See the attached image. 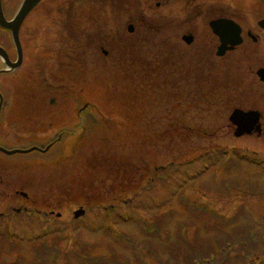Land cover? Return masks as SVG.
<instances>
[{
    "label": "rangeland",
    "instance_id": "rangeland-1",
    "mask_svg": "<svg viewBox=\"0 0 264 264\" xmlns=\"http://www.w3.org/2000/svg\"><path fill=\"white\" fill-rule=\"evenodd\" d=\"M20 1L9 0V16ZM155 2L43 0L23 21L24 66L3 78L14 102L0 109V146L42 148L63 136L45 153L0 151V215L13 224L0 225V264H33L42 244L47 264H76L71 252L83 248L92 264H161L178 255L179 232L196 246L185 245L192 259L190 248L211 244L212 264H264L262 235L251 245L225 243L227 254L217 253V228L207 241L200 235L209 214L234 219L226 238L246 221L251 232L264 229V133L234 137L228 120L234 108L264 118V83L254 74L264 65V32L218 58L207 23L212 6L234 10L229 0ZM66 3L72 6L61 7ZM247 19L250 11L242 26ZM185 33L194 37L189 45ZM227 153L238 163L224 170ZM171 163L179 171L168 170ZM182 198L207 215L197 208L189 214ZM109 205L116 207L111 218ZM22 206L43 219L11 218ZM79 207L85 214L74 218Z\"/></svg>",
    "mask_w": 264,
    "mask_h": 264
},
{
    "label": "trees",
    "instance_id": "trees-1",
    "mask_svg": "<svg viewBox=\"0 0 264 264\" xmlns=\"http://www.w3.org/2000/svg\"><path fill=\"white\" fill-rule=\"evenodd\" d=\"M220 153H222V152L220 151ZM220 153H215V155L221 156ZM199 156L200 157H197L196 160L203 158L204 154H201ZM226 160H227V162H230V161L234 160V158L233 157L229 158V156H227ZM173 165H174L173 163L169 164L168 170L173 171V172H175V170L178 171L179 167L173 166ZM173 167H175V169H173ZM169 173L170 172L168 171V174ZM161 178L163 179V177H161ZM165 180H166V178H165ZM151 185L149 187H151ZM106 207H107V210H106L107 218L113 217L114 214L112 213V211H114V209L116 207L114 205H109ZM197 210L199 211V213H202V214L206 213V211H202L199 208H197ZM25 215L28 219L32 220V221H29V223L35 221L34 223L37 224V221H41L43 219V217L41 216V213L37 212V211L36 212L31 211L30 213H25L24 211H21L20 213L11 214V218H13V217L17 218V216L18 217H25ZM203 218H204V220L202 222H200L201 228L199 227L200 230L202 229V232L204 233L203 234L200 232V235L202 238H204L207 241V238L209 235H211V237L214 236V233L212 232L213 230H215L217 228V230L219 231V234L216 237L217 238V240H216L217 245L214 244L218 248L217 253H221V254L222 253H226V254L228 253V252H225V249H224L225 243H227L228 245L231 243H235V244H238L240 246L242 244L244 246H246L247 244L251 245L252 243L256 242L255 240H257L259 238V236L262 235L264 237V229L257 231V232H251L250 231L251 228L248 226L249 223H248V221H246L247 223L242 222V224L245 223L244 224L245 227L243 225L241 226V228H238V229L232 227L233 228L232 234H229L226 238L225 234L223 233L224 228L229 226V224H231L232 220H234V219H231L228 222L223 223L222 220L218 216H203ZM34 223H31V224H34ZM140 223H141V221H140ZM5 224H7L11 227L13 226L11 220H7L6 216L0 215V225L4 226ZM7 225H6V227H7ZM222 226H223V229L221 231ZM250 226H252L251 223H250ZM6 227L4 228L5 232H7ZM195 236H196V240H197V232H196ZM7 237H8V240H10L8 242L9 245H13V246H14V244L16 245V240H15V237L13 235L8 233ZM2 238H4V237H2ZM175 240L176 241L174 242V246L178 248V251H179L178 255L172 256V255H170L171 253H169V255H166V257L164 259H160L161 264H180V262L181 263L184 262V264H212L215 261L214 256L216 253H215L214 248L211 244L207 245V246L206 245L200 246L198 248L199 250H195L196 248H194V247L190 248L191 250H194V252L196 253L195 258L192 259V257H189L187 254H185L187 251V248L185 245L195 246V245H191V240H188L181 232L178 233ZM48 248L49 247L47 245H44V244L34 248V250H33L34 256L38 260L33 262V264H47L46 263V257H47V255L49 256V249ZM2 249L3 248H1L0 251ZM11 249H12V247H11ZM167 250H168V248H167ZM83 252H88V251H86L83 248L82 250H80L79 253L71 252L72 254L76 253V256H77L76 264H92V261L90 259L83 257L84 256ZM45 253H47V254L44 257ZM225 260H226V258H220L219 260H217V262H218V264H224L226 262ZM137 261H138V258H137ZM257 262L251 261V262H249V264H261L259 261H257Z\"/></svg>",
    "mask_w": 264,
    "mask_h": 264
},
{
    "label": "flooded vegetation",
    "instance_id": "flooded-vegetation-1",
    "mask_svg": "<svg viewBox=\"0 0 264 264\" xmlns=\"http://www.w3.org/2000/svg\"><path fill=\"white\" fill-rule=\"evenodd\" d=\"M201 1L205 2V1H212V0H161V3L159 2H155V3L157 7L158 6H162V7H201L200 5ZM221 1L225 2V0H221ZM227 3L229 4L230 7H234L233 8L234 10L228 11V14L216 13L218 9H216L215 6H212L213 8L211 7L214 11V14L209 18L208 23H207L208 29L210 31L208 33L209 34L208 39L209 40L213 39L215 41L214 43L215 49L219 46L220 42H219L218 37L211 32V29L209 27V22L216 20V19H220V18H227V19L233 20L240 26L242 43L246 39H249L252 42L258 41V34L260 32H264V22H262L264 20V2L262 0H229V2ZM69 6H72V5L71 4L69 5V3H66L64 6H61V7H69ZM0 7H1V12H2L4 19L6 21H9L15 13L14 12L11 16L8 15L9 0H0ZM246 9H249V10H246ZM249 11H250V19L249 20L247 19L248 23L245 24V26L244 25L242 26L241 18L247 16ZM250 34L254 36L253 40ZM20 43H21V40H20ZM208 43L210 44V46L213 44L212 42H208ZM21 47H22L23 54H22V60L19 66L16 69H11V70L7 69L6 61L2 59L3 54L6 55L7 59L11 62H14L16 60V55H15L14 46L11 41L10 32L7 29L0 26V48H1L0 95L2 97L1 114H2L3 109L4 110L8 109L14 102V100L10 98L7 90L2 87L3 86L2 84H3L4 77H6V79H8L9 77L14 78L16 72L20 68H22V66H24L25 58H24V51H23L22 43H21ZM235 49L236 47L232 50L227 51L226 53H231ZM43 60H47V59H43ZM3 118L5 117L3 116ZM260 124H261V128L263 129L262 131H264V119H263L262 113L260 116Z\"/></svg>",
    "mask_w": 264,
    "mask_h": 264
},
{
    "label": "water",
    "instance_id": "water-1",
    "mask_svg": "<svg viewBox=\"0 0 264 264\" xmlns=\"http://www.w3.org/2000/svg\"><path fill=\"white\" fill-rule=\"evenodd\" d=\"M40 0H22L19 8L17 9L13 19L10 21L4 20L1 8H0V26L8 29L11 33L12 41L15 45L16 52H17V61L16 62H10L6 55H4L6 59V64H8L9 68H15L17 67L22 58V50L20 46V41L18 38V31L19 27L26 17V15L33 9V7L39 2ZM213 33L219 37L220 45L217 48L216 55L222 56L224 52L227 49H232L233 46L236 44H239L241 42L240 38V29L236 24H234L232 21L227 19H217L214 21H211L209 23ZM127 29L129 32L133 31V26L129 24L127 26ZM186 43H190L192 41L191 35H184L182 37ZM105 54V51H103ZM0 54H1V48H0ZM256 74L260 81L264 82V67L259 68L256 71ZM0 105H1V96H0ZM230 123L235 127L234 128V136L240 137L245 134H250L252 132H256L257 134L261 133V125H260V113L257 110L249 109V110H242L239 108H235L231 111L229 117H228ZM50 144L47 145L45 148H38V147H31L29 149L25 150H7L5 148L0 147V151L12 154L15 152H29L34 149H38L41 151H46L49 148ZM23 196H26V193L21 192ZM84 214L83 208H78L73 212V216L75 218H78L79 216ZM59 216L60 214H56Z\"/></svg>",
    "mask_w": 264,
    "mask_h": 264
}]
</instances>
